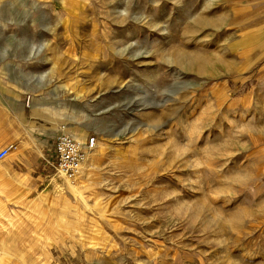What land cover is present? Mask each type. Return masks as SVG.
<instances>
[{"label":"rangeland","instance_id":"obj_1","mask_svg":"<svg viewBox=\"0 0 264 264\" xmlns=\"http://www.w3.org/2000/svg\"><path fill=\"white\" fill-rule=\"evenodd\" d=\"M0 143V264H264V0H0Z\"/></svg>","mask_w":264,"mask_h":264},{"label":"built area","instance_id":"obj_2","mask_svg":"<svg viewBox=\"0 0 264 264\" xmlns=\"http://www.w3.org/2000/svg\"><path fill=\"white\" fill-rule=\"evenodd\" d=\"M96 144V136H89L83 142L75 138L66 126H62L52 144L54 157L46 162L48 166L54 168L65 179L75 182L81 176L88 156L95 149ZM15 149L16 147L13 144L1 148L0 163Z\"/></svg>","mask_w":264,"mask_h":264},{"label":"crops","instance_id":"obj_3","mask_svg":"<svg viewBox=\"0 0 264 264\" xmlns=\"http://www.w3.org/2000/svg\"><path fill=\"white\" fill-rule=\"evenodd\" d=\"M18 138H19V136H17V137L9 136L7 138H4L2 141V145H6L9 143H13V142L15 143L16 141H18ZM44 140L45 139L42 140V138H40L38 140V142L41 143ZM18 148H20L19 152H11L10 155L3 162H12L13 164L17 165L18 167L22 166V167L27 168V169L32 168L33 164H34V160L30 159L27 156L29 153V150L25 149L24 146H18Z\"/></svg>","mask_w":264,"mask_h":264},{"label":"bare ground","instance_id":"obj_4","mask_svg":"<svg viewBox=\"0 0 264 264\" xmlns=\"http://www.w3.org/2000/svg\"><path fill=\"white\" fill-rule=\"evenodd\" d=\"M75 136H77L78 138V140H81V141H85L84 140V137H83V135H75ZM76 138V137H75ZM83 139V140H82ZM61 178L63 177L62 175H59ZM64 178V177H63ZM64 180V179H63ZM62 179L60 180V178L59 179H57V180H54L53 181V184H52V188H54V189H59V190H62L63 188H64V183H62V181H63Z\"/></svg>","mask_w":264,"mask_h":264}]
</instances>
